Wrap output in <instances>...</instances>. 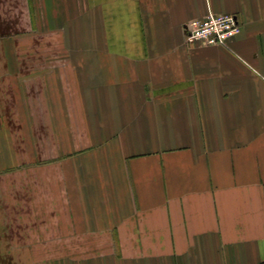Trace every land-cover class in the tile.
Masks as SVG:
<instances>
[{
    "label": "crops",
    "instance_id": "crops-1",
    "mask_svg": "<svg viewBox=\"0 0 264 264\" xmlns=\"http://www.w3.org/2000/svg\"><path fill=\"white\" fill-rule=\"evenodd\" d=\"M263 262L264 0H0V264Z\"/></svg>",
    "mask_w": 264,
    "mask_h": 264
},
{
    "label": "built area",
    "instance_id": "built-area-1",
    "mask_svg": "<svg viewBox=\"0 0 264 264\" xmlns=\"http://www.w3.org/2000/svg\"><path fill=\"white\" fill-rule=\"evenodd\" d=\"M182 28L186 42L209 46H226L241 31V26L234 14L212 11L187 21Z\"/></svg>",
    "mask_w": 264,
    "mask_h": 264
}]
</instances>
